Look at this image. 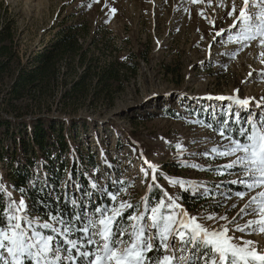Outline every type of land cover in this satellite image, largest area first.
Masks as SVG:
<instances>
[{
	"label": "rangeland",
	"instance_id": "obj_1",
	"mask_svg": "<svg viewBox=\"0 0 264 264\" xmlns=\"http://www.w3.org/2000/svg\"><path fill=\"white\" fill-rule=\"evenodd\" d=\"M3 18L16 23L22 55L67 19L89 28L100 64L121 60L128 70L113 103L90 87L54 113L78 119V145L96 162L83 159L96 191L83 187L79 234L38 216L34 232L10 183L11 158L0 161V189L18 212L0 229L5 263H18L26 246L34 264H264L251 255L264 253V0H0ZM154 185L164 195L147 209ZM192 188L186 204L181 193ZM155 246L161 252L148 255Z\"/></svg>",
	"mask_w": 264,
	"mask_h": 264
},
{
	"label": "trees",
	"instance_id": "obj_2",
	"mask_svg": "<svg viewBox=\"0 0 264 264\" xmlns=\"http://www.w3.org/2000/svg\"><path fill=\"white\" fill-rule=\"evenodd\" d=\"M88 33L86 25L68 24L64 19L48 42H43L29 55H22L16 23L11 18H3L0 23V161L11 158L10 183L27 203L28 218L24 220L34 232L39 229L34 228L33 217L38 216L40 219L55 218L63 227L68 226L79 234L85 229L83 187L96 191L83 159L93 167L96 162L94 156L82 153L78 145V119L70 118L64 123L54 113L71 102L78 105V99L86 96L90 87L94 88L96 100L113 103V91L128 70L120 67L121 60L100 64L88 50L92 49L89 45L94 39ZM136 71V68L130 70L133 74ZM29 111L38 112L26 117ZM242 130L238 122L234 124L235 136H241ZM7 138L15 145L12 154ZM34 167L41 171L33 170ZM68 181L75 188L72 194ZM194 189L181 193L184 203H191ZM75 193H79L78 200ZM163 195L162 189L154 185L147 196L146 208ZM96 196L97 204H102L103 195L97 193ZM97 204L92 202L90 209L95 210ZM164 204L167 207L172 202L166 197ZM134 211L129 208L122 212L120 221L128 223ZM17 213L12 194L4 193L1 188L0 229L11 228ZM138 229L132 239L137 245L144 239L141 233L144 225ZM160 246L148 251V255L161 252ZM19 249L22 258L18 263L12 259L5 263L0 255V264H34L31 257L23 253L26 246Z\"/></svg>",
	"mask_w": 264,
	"mask_h": 264
},
{
	"label": "bare ground",
	"instance_id": "obj_3",
	"mask_svg": "<svg viewBox=\"0 0 264 264\" xmlns=\"http://www.w3.org/2000/svg\"><path fill=\"white\" fill-rule=\"evenodd\" d=\"M247 254H248V253H247ZM251 255H255L256 257H257V256H259V257H264V253H262V254H252V253H251Z\"/></svg>",
	"mask_w": 264,
	"mask_h": 264
}]
</instances>
